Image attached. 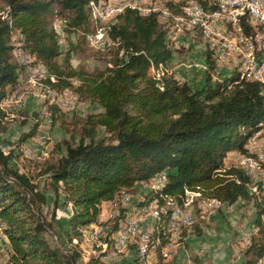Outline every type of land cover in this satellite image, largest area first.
<instances>
[{
  "label": "trees",
  "instance_id": "trees-1",
  "mask_svg": "<svg viewBox=\"0 0 264 264\" xmlns=\"http://www.w3.org/2000/svg\"><path fill=\"white\" fill-rule=\"evenodd\" d=\"M4 1L5 12L0 13V124L4 123L1 102L25 68L13 55V39L19 33L35 63L48 69L49 86L71 89L81 101L101 108L75 119L70 139L57 143L49 157L25 158L39 170L40 177L46 176L45 189L54 197V208L58 209L61 198L64 205L72 206L68 242L73 254L66 255L67 264L82 260L83 231L92 224L104 227L111 241L122 231L129 208H123L115 219H99L104 205L120 199L121 194L133 196L138 208L157 202L155 220L164 226L156 224L153 239L161 238L158 249H165L164 240L171 234L166 226L171 212L166 206L181 204L186 192L214 199L219 205L252 201L258 231L245 250L243 264H264V193L258 187L251 192L253 178L243 168L236 164L226 168L228 152L246 153L250 136L264 127V84L247 81L236 71L222 81L214 80L212 73L219 62L207 49L206 84L193 90L188 82L181 83L168 73L166 64L174 49L156 14L145 16L135 9L124 10L107 30L118 45L97 50L105 62L103 69L74 67L71 54L80 44L69 41L71 49L59 62L63 52L54 22L63 11H73L64 28L87 33L91 4L101 0ZM58 112L69 113L55 108L53 122ZM40 126V121L36 122L22 141L35 136ZM100 128L104 130L99 138ZM22 141L18 145H23ZM11 159L0 149V227L11 243L10 264H65L64 256L47 236L56 211L51 221L42 219L48 194L34 183L29 167L28 173H23L11 166ZM161 172L168 174L166 184L150 188L143 200L136 197L138 184L149 183ZM198 210L204 219L203 208ZM189 226L183 229L182 239L189 233H202L199 223ZM149 243L155 246L151 234ZM133 244L137 249L138 244ZM136 260L140 264L138 256ZM86 264L109 263L91 257Z\"/></svg>",
  "mask_w": 264,
  "mask_h": 264
},
{
  "label": "rangeland",
  "instance_id": "rangeland-1",
  "mask_svg": "<svg viewBox=\"0 0 264 264\" xmlns=\"http://www.w3.org/2000/svg\"><path fill=\"white\" fill-rule=\"evenodd\" d=\"M4 6L5 1L0 0L1 14L5 12ZM72 15L73 11H63L59 15L57 20L54 22L53 28L58 33V41L59 44H61V49L63 52L57 60H59V62H62L64 60L66 53L71 49L69 46V41H74L76 42V44H80L78 45L79 50L74 51L71 54V64L74 67H86L88 70L103 69L105 67V62L104 59H102L101 55L97 53V50L104 51L109 47H106V42L104 48L100 44L96 43L95 35L97 26H99L100 30L106 32L107 29L105 26L107 25L104 23H95L91 8L89 31L87 33L83 29L74 32L72 31V28H69V30L67 31L64 28V24L69 21V18ZM187 33L189 32H186V34ZM192 39L196 40V46L194 43L189 44V41H187L188 43L183 42L180 46L179 54L181 57H183L182 63H176L175 65L177 67L174 68V70L169 65H167V68L170 72H197L195 74L189 75L187 78V80H191V84L189 82L188 83L191 85L192 89L197 90L202 88L206 84V71L208 69V66L207 64L203 63L202 53H205L207 46L201 38L199 39V37L197 39L192 37ZM20 40L21 33L17 34L13 39V43L15 46L13 55L14 59L19 64L23 65L22 63H20L21 56L18 55L16 46V44H19ZM105 40L111 41V39L107 35V32L105 33ZM23 54L22 62L26 64V66L23 65L25 67L24 71L20 70L19 78L13 86L9 87V92L6 94V96L1 102V109L4 112V123L0 124V147H2L1 149L8 151L9 155L12 156V159L10 161L11 166L21 170V172L23 173L27 172L29 167L30 172L27 173L30 174V176L33 178L34 183L37 184L39 188L43 190V192L45 191L48 194L49 199L47 201V204L44 205L41 210L43 216L42 219L51 221L53 218V213L54 211H56V219L53 223V227L49 228L47 236L51 240L52 244L56 248H58L60 253L64 256V262L65 264H67L68 259L66 255L71 256L73 254L72 246L68 242V221L72 213V206L71 204L64 205V199L61 198L58 209L54 208V197L45 189L47 183L46 176L40 177L38 175L39 170L33 169V164L28 162V160H26L25 158L30 160H38L49 157L51 151L55 150L57 143H63L64 141L70 139V136L72 134V128L74 127L73 122L75 121V119L86 118L89 114H94L101 111V108L97 104H93L88 101L86 103L81 101L78 95L70 89H64L62 91L49 90L45 87L44 89H42V86H40L41 83L38 80L42 70L33 72V70H37L40 68V66H43L42 63H35V58L31 53L27 51H24ZM27 55H30V63L27 62ZM181 65L187 70L185 71L182 67L181 69ZM237 66L240 69V64H235V61L230 62V64L225 67L221 62H219L216 70L212 73V77L214 80L222 81L224 78L231 76L233 72H238ZM37 75L38 77H36ZM181 83H184V81H181ZM59 92L61 93L59 94ZM62 93L64 95H62ZM61 96L62 99L67 100V103L69 105L73 103L72 105L76 104L78 108L68 110L69 113L58 112L57 119L55 122H53V117H49V121L44 120V114L35 111L36 109L34 103H45V107H50L48 108V113L50 114H53L54 109L58 107L61 110L67 111L66 103L61 100ZM26 97H30L31 100H33V102H29L27 108H25ZM48 98L50 102L48 101ZM48 102L49 106L47 105ZM38 121H40L41 126L37 134L33 137H28V139L22 141L24 136L28 135L32 131V129H34V124ZM258 129H260V127H258ZM103 130L104 129L102 128L99 129V138L103 135ZM79 131L75 135L76 143L79 141L80 138ZM256 131L252 134V136H250L246 143V145L252 146V149H254V143H252L251 140L254 138L255 133L256 136H259L257 139V143H264V127H262L260 131H258L260 133H257ZM21 141L23 142V145H18ZM29 142L32 144L48 143V149L45 153H40V155H38L39 153L29 154ZM252 149L249 150V155H246L247 158H254L253 160H258L259 158H261L262 160H259L260 162H262L261 168H263L264 157L262 158L260 156L255 155ZM237 152L239 151L228 152L226 158V168L235 166V164L243 168V166L240 165V160H238L239 158L243 157L239 154L240 157L238 158L236 156ZM36 154L38 156H36ZM54 155H57V153H54ZM245 171L249 172L248 169H246ZM255 171H257L256 173L258 174L257 176H255V174H250L253 178L252 180H256L260 177V172H258L260 170L258 169ZM150 187L151 184L149 183H139L138 195H136V197H138L140 200H143V196L147 194V191H149ZM249 188L251 192H254L253 189H257V187H250V185ZM134 200L136 199L133 198V196L131 195L127 196L121 194L120 199L107 202L108 210H113V212H121L123 208H129L128 210L131 209L130 216L137 217L139 215L138 211L141 207H136L134 204ZM213 200L214 199L206 200L202 198H196V200L193 201V204L209 208L208 210H205L202 213L204 219H201L198 210L199 208L197 207V205L189 206V208L184 213V215L196 213V220H198L197 223H199L202 233H189V237H184L182 239L181 234L183 229L190 226H182L179 231L175 232V234L171 232L168 238L164 240V246L166 247L167 242L168 250L170 251L167 256H165V249L160 248V251L158 249L157 245H159V243L162 241L161 238L157 236L155 239H153L156 230L155 226H164V224L157 223L155 220L156 217L151 215L152 212L145 214V216H147L149 220H154V223L148 224V232L152 236V241H155V246L154 244H152L151 248V250H153H150L149 252V254L152 253L151 260L154 264H160L157 254L158 252L162 257V264H243V262L245 261V250L251 243L252 235L257 233L258 231V227L254 224L256 207L252 201L248 202L240 200L235 204L224 207L226 203L219 205L214 203ZM172 206L173 205L167 204L166 208H168V212H170V210H173V208H170ZM153 208H155V206L151 209ZM115 218L117 217L114 214H102L99 219L105 221ZM193 221L195 224L196 221ZM94 228H96V223L92 224L87 229H85V232L83 231L81 243L82 260L79 259L75 264H86V262L90 261V258L92 257L89 247L91 245V238L86 237V234H95V231H98L100 229V227L96 229ZM75 242L77 241L75 240ZM133 243L136 242L128 244L125 250V255L127 254L128 249H130V247L134 245ZM177 243H179L178 250L175 249ZM134 246L136 251V245ZM10 257L11 243L8 237L2 232L0 227V264H10Z\"/></svg>",
  "mask_w": 264,
  "mask_h": 264
},
{
  "label": "bare ground",
  "instance_id": "bare-ground-1",
  "mask_svg": "<svg viewBox=\"0 0 264 264\" xmlns=\"http://www.w3.org/2000/svg\"><path fill=\"white\" fill-rule=\"evenodd\" d=\"M252 2L259 4V5H263V10H264V0H242L239 2H229V0H136V2H135V0H127V3H131L130 9L139 10L141 15L156 14V16H157V14H158L159 15V17L157 18L158 21L163 26V28L168 31L169 41H170V38L172 37V29L175 30V33L186 34V32H189L193 36L200 34L202 39L204 40L206 46H207V49L211 50L212 54H214V44L223 45L224 39H226V37H237V36H239V28L226 29V32H224L223 30H218V24L217 23H210V25H208V20H220V21H222L223 24H232V23H234V19H239V21H241L243 23H247V26H243V28H242V36H249V34L253 35L254 41L257 44V46H264V22L257 23L258 21L264 20V12H255V11L242 12L246 9V7H252ZM108 3H111V0L103 1V3H101V1H99V2H94L91 4L92 15H93V19H94L95 23L106 24L107 26H105V27L107 30L115 22L117 16L119 14H121L124 10H126V5L124 3H111V8L109 10V4ZM164 24H170V26H166ZM107 30H106V32H107ZM106 32H103V30H100L99 26H97L95 37H100L101 40L95 39V42L100 44L103 48L108 41V40H105V33ZM19 44L22 45L20 42H19ZM109 45H116L117 46L118 44L112 40L111 41L109 40ZM230 46H237V39H230ZM121 54H123V51L121 52ZM234 55L235 56H246V49L245 48H234ZM29 60H30L29 55H27V62H29ZM258 65H259V70H264V53H261V55H259ZM40 70H42V72H41L38 80L41 83L40 86H42V89H44V87H45V88H48L49 90L55 91L56 89L52 88L54 86H49V84L46 83V80L48 78V69L45 66H40L39 69L33 70V72L34 71L37 72ZM240 70H241V65H240ZM36 77H38V75ZM246 79H247V81H256V82L264 84V81H262L261 78L249 79L248 77H246ZM69 92H71V91H69ZM60 93L61 92H59V94ZM40 94H41V92H40ZM62 95H64V94L62 93ZM70 95H71V93H70ZM61 98H62V96H61ZM45 101H47V100H45ZM48 101H49V98H48ZM49 102L47 104L48 106H49ZM18 107H19V104H18ZM48 108H50V107H48ZM60 108H61V106H60ZM257 133H260V132H257ZM255 136H256V134H255ZM258 137L259 136H257V139H258ZM244 149H246V153H240L239 152L240 156H242L243 158H239L238 160H240V162L242 164H244L246 167H250V170L248 169L249 172H247V174L248 173L253 174V175L255 174V176H257L258 173H256L257 171H255V170H258V169L260 170V171H258V172H260L259 176L263 177V181L258 182V188L264 193V166H263V168H261L262 162H260V160H259L261 158H259L258 160H253L254 158L253 159L247 158L246 155H249L248 152H249V150L252 149V146L245 144ZM1 150L4 154L9 155L8 151H6L4 149H1ZM252 150L254 151V149H252ZM252 154H253V152H252ZM26 155H28V154H26ZM38 155H40V153ZM38 155L36 154V156H38ZM260 177L257 179H260ZM166 181H167V178H160L158 180V185H156V187L154 185H151L150 188L151 189L160 188L166 184ZM189 196H191V199L193 201H195L196 198L197 199L199 198V195L195 192H186V194L184 195V197L182 199L181 204L174 206V208H173V215L179 216L178 219L171 220V214H170V216L168 217V219L166 221V226L174 234L176 231H179L181 226H189V225L194 224V221L191 219V217H189L188 215H184V213L189 208V206H191V205H188ZM214 203L219 204L217 202H214ZM154 206L158 208L157 202L152 203L149 206V209H151ZM145 211H146V209H145ZM161 211L165 212L166 210H165V208H162ZM130 218H136V221H143V215L142 214H139L137 217H133V216L131 217L130 216ZM128 228H129V220L126 218L124 228L122 229V231L117 235V237L113 241H111L110 238L109 239H103L100 236L99 232H103L104 227H101L98 231H95V234H92V235L89 233L86 234V237L91 238V245L89 246L91 256L96 258V259H100L102 261H105L106 263H109V264L110 263H112V264L120 263L125 257V250H126V247L128 246V244L132 243V242H136L138 244V240L136 238H133L134 237V229H128ZM105 229H107V228H105ZM148 234L150 235L149 232H148ZM124 238H126V239H124ZM149 241L150 240H146V235H139V242H144V247H150ZM119 244H121V247L116 246ZM136 250H137V256L139 258L140 264H149L148 260L146 258H144L143 253H141L139 251L138 245H137ZM150 250H151V248H149V252H150ZM165 251H166L165 254H168L170 252L168 249ZM151 254L152 253L149 254L150 260H151ZM152 264H154V263L152 262Z\"/></svg>",
  "mask_w": 264,
  "mask_h": 264
},
{
  "label": "built area",
  "instance_id": "built-area-1",
  "mask_svg": "<svg viewBox=\"0 0 264 264\" xmlns=\"http://www.w3.org/2000/svg\"><path fill=\"white\" fill-rule=\"evenodd\" d=\"M239 1H242V0H229V2H239ZM101 3H103L102 0H101ZM111 3H124L126 5V10H129L131 8V3H127V0H111ZM111 3H108L109 10L111 8ZM245 11L264 12L263 5H259L253 2H252V7H246V9L242 12H245ZM157 17H159L158 14H157ZM260 22H264V20L258 21L257 23H260ZM210 23H217L218 30H223L224 32H226V29L239 28V36L226 37V39H224L223 45L214 44V54H212L213 57L216 58L218 62L224 61L228 57H233L235 60V64L241 65V73H238L239 77H248L249 79L261 78L262 81H264V70H259V65H258V58H259V55H261V53H264V46H257V44L254 41L253 35L249 34V36H242V28L243 26H247V23H243L239 21V19H234V23L232 24H223L222 21L220 20H208V25H210ZM164 25L170 26V24H164ZM178 34L179 33H175V30L172 29V36H176ZM95 39L101 40L100 37H95ZM230 39H237V46H230ZM16 46H17L18 55L21 56L20 63L25 65L22 62V53L26 50L23 45L16 44ZM113 46H116V45H109V41H107V47L111 48ZM234 48H245L246 56H235ZM61 100L64 103H66V110L78 108L77 105H68L67 100L65 99L61 98ZM30 101L33 102V100H31L30 97H26L25 108L28 107V104ZM34 105L36 109L35 111H37L38 113L44 114V120L49 121V117H53V114L48 113V108L45 107V103H34ZM251 142L254 143V154L264 157V143H257V136H255L251 140ZM47 149H48V143L32 144L29 142V153H45ZM236 156L239 158V152H237ZM240 165L243 166L244 169H249V167H246L241 162H240ZM160 178H168L167 172L159 173L152 180L148 182L149 184L154 185L156 187V185H158V180ZM262 181H263V177H260V179L252 180L250 187H258V182H262ZM188 205H197V204H193V200L191 199V196H189ZM197 207L199 208L202 206L197 205ZM202 208H203V211L209 209L208 207H202ZM130 211L131 209L127 210L126 212V218L129 220L128 229H134L133 238H136L138 240L139 251L143 253L144 258L148 260L149 264H152V261L150 260V255H149V248H152V244H151V247H144V242H139V235H146V240H150V235L148 234V224L154 223V220H149L148 217L145 216L143 213V221H136V218H130ZM170 212H171V220L178 219L179 216L173 215V210H170ZM103 214H114L116 217H118L122 214V211L113 212V210H108L107 213L104 212ZM188 216L191 217L192 220H195L196 222L198 221L196 220V213L188 214ZM169 231L170 230H167V232ZM99 234L103 239H107L106 234H104V232H99ZM178 245L179 243L176 244V247H175L176 250H178ZM116 246L121 247V244L116 245ZM167 249H168V243L166 242L165 250Z\"/></svg>",
  "mask_w": 264,
  "mask_h": 264
},
{
  "label": "crops",
  "instance_id": "crops-1",
  "mask_svg": "<svg viewBox=\"0 0 264 264\" xmlns=\"http://www.w3.org/2000/svg\"><path fill=\"white\" fill-rule=\"evenodd\" d=\"M192 37L193 38H198L199 37V39L201 38V36H193L192 34H189V33H187V34H182V33H179L178 35H176V36H172L171 38H170V41H169V44L171 45V47L174 49V52H173V56H172V58L167 62V64L166 65H169L170 67H172V69L174 70V68H176L177 66L175 65L176 63H178V62H180V63H182V60H183V57H181L180 56V46L182 45V43L183 42H187V41H189V44H195V46L197 45V43H196V40H193L192 39ZM202 39V38H201ZM192 40V41H191ZM203 40V39H202ZM201 40V41H202ZM174 41V42H173ZM204 41V40H203ZM188 43V42H187ZM202 44H204V43H202ZM185 45V44H184ZM206 51H207V49H206ZM206 51H205V53L203 52L202 53V59H203V63H205V64H207V59H206ZM186 61V60H185ZM235 60H234V58L233 57H228L226 60H224V61H221V63L224 65V67L225 66H227V65H229L230 64V62H234ZM183 68V66L181 65L180 66V68ZM181 68V69H182ZM171 69V70H172ZM179 69V68H178ZM178 69H176V70H178ZM185 71L187 70V69H185V68H183ZM172 70V71H173ZM170 73H172V75H174V77L175 78H177L179 81H184V82H189L190 84H191V80L190 79H188L187 80V78H188V76L189 75H192V74H195V73H197V72H170ZM234 73V72H233ZM237 73H239V72H237ZM152 203V202H151ZM151 203H149V204H147L146 206H144L143 208H141L138 212H139V214H142L143 215V213H144V215L145 214H147V213H149V212H152V216H155L156 215V212H157V208L155 207V208H153V209H149V205L151 204ZM226 206H229L228 204H225L224 205V207H226ZM223 207V208H224ZM104 212L105 213H107L108 212V205L107 204H105L104 205ZM145 209H146V211H145ZM149 209V210H148ZM143 212V213H142ZM152 218V217H151ZM191 234V233H190ZM190 234H188L187 236H186V238L187 237H189L190 236ZM110 243V242H109ZM173 257V256H172ZM171 257V258H172ZM170 258V259H171ZM133 262V263H132ZM166 263H167V261H166ZM110 264H112V263H110ZM116 264H137V260H136V252H135V249H133V247H130V249H128V252H127V254L125 255V257H124V259L120 262V263H116Z\"/></svg>",
  "mask_w": 264,
  "mask_h": 264
}]
</instances>
